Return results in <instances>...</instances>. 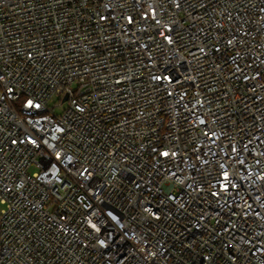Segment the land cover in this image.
<instances>
[{
	"label": "built area",
	"instance_id": "obj_1",
	"mask_svg": "<svg viewBox=\"0 0 264 264\" xmlns=\"http://www.w3.org/2000/svg\"><path fill=\"white\" fill-rule=\"evenodd\" d=\"M0 264H264V0H0Z\"/></svg>",
	"mask_w": 264,
	"mask_h": 264
},
{
	"label": "rangeland",
	"instance_id": "obj_2",
	"mask_svg": "<svg viewBox=\"0 0 264 264\" xmlns=\"http://www.w3.org/2000/svg\"><path fill=\"white\" fill-rule=\"evenodd\" d=\"M56 100H52V103H54ZM57 111H60V108L59 109H57Z\"/></svg>",
	"mask_w": 264,
	"mask_h": 264
}]
</instances>
